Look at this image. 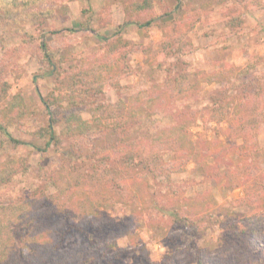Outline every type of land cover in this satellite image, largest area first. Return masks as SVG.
<instances>
[{
	"label": "rangeland",
	"instance_id": "obj_1",
	"mask_svg": "<svg viewBox=\"0 0 264 264\" xmlns=\"http://www.w3.org/2000/svg\"><path fill=\"white\" fill-rule=\"evenodd\" d=\"M141 1L0 0V121L22 141L0 132V193L35 200L48 184L62 210L73 193L77 217L86 199L106 225L89 241L92 224L69 221L65 248L91 255L78 264H264V0ZM135 106L146 164L112 179L108 147ZM71 109L94 127L85 138L34 140ZM168 124L182 149L150 144Z\"/></svg>",
	"mask_w": 264,
	"mask_h": 264
},
{
	"label": "trees",
	"instance_id": "obj_2",
	"mask_svg": "<svg viewBox=\"0 0 264 264\" xmlns=\"http://www.w3.org/2000/svg\"><path fill=\"white\" fill-rule=\"evenodd\" d=\"M132 7L134 10L149 11L153 8V5L151 0H143L141 2H134V6ZM151 21L152 19L149 18L143 26H149ZM40 47L43 50V56L48 60L51 53L48 51L44 41L40 44ZM251 70L253 69H251L250 66H246L242 74H248ZM194 72L197 71L194 70ZM162 94L163 91L160 90L155 96L151 97V99L148 98L143 101L145 103L156 101L161 104ZM129 112L131 113L129 119L131 123L122 131L123 136L120 141L112 143L108 147L109 151H111L115 157L109 160V162H106L107 167L105 166V173L111 175L112 179L135 177L137 168H144L143 166L146 164L138 157L139 152L138 149H136L141 145L145 135L141 133L137 136L130 135L133 133L131 128H134L136 131L140 127H145L147 120L136 116L138 113L137 106L131 107ZM157 114L161 116V112L158 111ZM178 129L177 125L174 124L162 125V127L154 133L155 135L151 136L150 144L154 141V143L163 147L168 140H172V142L177 145L176 151L182 149V145L184 144L183 140L179 141V137H177L176 140L174 138L169 139L171 138V133L173 131L178 132ZM92 130H94V127L82 118L80 112L77 109H71L64 114V127L61 131H56L51 124H48L46 126H39L30 132L33 134L34 140H43L45 146H50L52 143H61V136L85 138ZM0 132H3L6 140L13 146L17 147L21 144L22 141L12 137L1 121ZM146 138L148 139L149 137ZM31 144L36 147L35 142ZM69 152H73V149ZM11 155L13 156V154ZM108 157L111 156L109 155ZM68 158L72 159L73 157L70 156ZM111 162L113 163L111 164ZM198 163L201 162L198 161ZM201 164L204 166L203 163ZM260 181L259 183L264 189V174L260 178ZM4 184L3 182L0 183V190L4 188ZM252 184L254 186L258 184V182H253ZM40 191V195L37 196L35 200L21 198L12 193H0V227H3L1 224L2 221L8 218V224L11 228H18V231L15 233L16 235L8 234L5 237V232L0 229V264H21L17 261L19 252L23 254L22 256L25 258L24 264H78L87 262L88 259L85 260V258H90L91 256L88 249H80L77 251L75 249H67L64 246L68 238L67 236L70 234V229L74 226L73 223L69 221L73 218H78L77 220H79V223L82 221L85 222L83 225L92 224L93 231H89L90 233L87 239L89 241H94L96 232H101L105 229L106 222L101 221L97 214L95 215L92 213V215H88L89 209L86 207H90V205L86 199L83 201H81L82 199L78 200L81 201L80 203H84L82 208L85 210L81 216L77 217V215L64 213L65 209L66 211H70L76 208L74 203L76 200L75 197L73 198V193L66 197V207L62 210L61 204H64V202L60 201L59 195L49 191L48 184L44 185ZM261 200L262 199L259 198L258 201ZM5 213L9 215L6 216ZM100 259L106 260V256L102 254ZM198 264H201L200 259Z\"/></svg>",
	"mask_w": 264,
	"mask_h": 264
}]
</instances>
